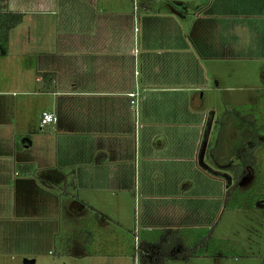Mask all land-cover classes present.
Wrapping results in <instances>:
<instances>
[{
	"label": "crops",
	"instance_id": "0c3cea01",
	"mask_svg": "<svg viewBox=\"0 0 264 264\" xmlns=\"http://www.w3.org/2000/svg\"><path fill=\"white\" fill-rule=\"evenodd\" d=\"M7 8L24 14L7 44L0 43L5 67L0 79V198L8 203L0 209L9 212L8 222L41 230L40 238L54 246L65 235V202L70 207L82 192L81 208L67 211L74 217L72 229L86 242L90 229L105 227L101 219L119 223L108 212L96 215L98 202L89 193L107 197V192L133 191L142 203V237L156 238L166 228L218 226L216 216L226 206L224 183L215 194H205L207 210L200 223L183 221L194 211L183 213L181 203L175 205V187L156 196L144 185L137 165L144 129L139 119L154 114L156 102L181 113V126L185 120L198 130L191 158H180L188 163L184 171L220 182L222 176L211 169L222 170L205 161L208 140L199 144L214 119L203 104L208 91L237 89L251 95L247 71L264 61V0H8ZM221 62L238 70L240 81L233 74L236 82L223 87L229 73L217 68ZM242 77L247 84H241ZM194 91L199 94L187 95ZM256 96L252 93L251 101ZM227 101L233 104L234 96ZM32 107L36 115L28 122ZM44 111L55 113L56 122L42 127ZM80 145L86 153L78 154ZM235 191L234 197L245 190ZM159 198L171 202L161 208L158 223L157 203L148 208L146 201ZM237 201L239 209L264 206Z\"/></svg>",
	"mask_w": 264,
	"mask_h": 264
},
{
	"label": "rangeland",
	"instance_id": "374dc122",
	"mask_svg": "<svg viewBox=\"0 0 264 264\" xmlns=\"http://www.w3.org/2000/svg\"><path fill=\"white\" fill-rule=\"evenodd\" d=\"M1 62L0 79L2 78L3 72H5L4 63ZM204 64H206L205 61ZM217 68L222 70V73H229V76L221 81L223 87L225 84H234L236 80H239V72L233 69L232 65L221 62L217 65ZM247 69L249 68H246V71ZM247 72L251 74V80L250 85L245 86L250 89L249 92L251 95L246 91H237V89L234 91H221L217 92V94L216 92H206V94H210L205 96L207 99L204 101L203 111L207 112L208 110L210 116L211 114L214 115V119L210 120L212 126H206L204 132L200 135V145H203L206 140L212 145H218L217 139L220 137H223L222 139L224 141L230 138L231 142V126L226 123L229 122L226 118L228 112L233 107L244 109L249 106L248 109L256 110L257 117L260 118V121L261 119L264 121V61L253 63ZM233 74L236 80L233 79ZM211 82L213 85L215 84L213 77ZM243 83L247 84L246 80L242 77L241 84L244 85ZM191 93L193 96L199 94V92L194 91L187 92V95ZM252 93L257 95L256 101H251ZM160 94L163 95V93ZM173 95L182 97L183 93L175 92ZM233 96L235 101L230 105L227 100L232 101ZM259 97L261 100H258ZM239 100L241 101L238 103ZM163 108V104L156 102L154 107L156 110L155 113L142 118V121L139 119V123L141 122L143 124L144 129L142 130V145L139 148L137 162L138 173L141 176L144 174V177H142L144 179V185H150L151 188L149 190L156 193V196H165V192H169L171 189L173 191L175 187L177 189L174 191L175 196H178L175 205L177 202L181 203L177 204V206L180 210L182 208L183 213L194 211L193 216L187 215L183 221L200 223L203 220L202 216L204 212L207 210L205 206L207 202L204 197L205 194L209 196L213 193L215 194L217 188L221 187V182L225 184L226 188L227 180L224 177H220V182H215L211 177L209 179L200 177L198 172L192 171L191 169L186 172L184 171V167L188 163L183 162L180 158L186 160L187 158H191V145L196 144L198 130L185 125V120H183L184 124L181 126V119L179 118L181 113L173 114L172 109ZM30 110L31 113L28 115V122L33 121L32 118L36 115V110L33 107ZM174 115L177 118L176 120L180 121H174ZM229 116L231 121L232 119L235 120V116ZM262 126L264 127V125ZM207 130H211L209 132L210 136L207 134ZM138 131L140 132L139 127ZM150 132L154 134L153 141L148 139ZM207 136L210 138L207 139ZM153 144L156 146L155 150L151 147ZM168 145L171 146L165 150V148H168ZM172 145L176 146L173 147ZM177 145H186L187 147H178ZM204 145L207 144L205 143ZM84 151L80 145L78 154H84ZM205 161L208 164L211 162L215 163L212 158L206 156ZM155 165L156 171L154 168ZM216 168L224 172L228 171L230 174L232 173L229 167L216 165ZM18 170L21 171L20 169ZM254 174L255 168L251 167L248 176L238 184V189L242 191L249 189L254 184ZM146 177L149 179V182H146ZM226 191L227 188L223 196L224 204ZM89 194H95V196L93 195L94 197L92 196V199L98 202L96 204L98 209H95L96 215L100 211L104 213L108 212L110 217L115 221H119V223H116L101 219L104 222L103 226L105 225L103 227L104 236H107L106 239H103L105 241L102 242L104 246L100 247L97 245L101 242L99 240H96L90 246H86L82 236H80L81 233L72 229V226L75 224L73 221L74 217L68 216L67 209L72 210L74 206L79 209L81 206H79L80 201L83 199L81 198V192V197H76L71 200V209L67 206V201L65 202V216L63 217L62 227V232L65 235L60 238L61 240L55 241L54 246L47 245L44 242L45 240L43 239V241L40 238L41 230L39 229L30 231L23 227H13L8 222L7 216H9V212L0 209V264H25L26 259L35 260V264H135V262L140 264L138 258L130 257L129 254L122 256L119 254V251L124 248L122 243L125 244L126 252L131 251L129 247L130 238H135V234L136 238L137 235L139 237V235L142 236L141 234H144L141 226L142 223L139 220L142 205L141 199L136 200L133 191L126 194L112 192L110 196L107 192V197H105V192H91ZM86 195L89 198L91 196ZM170 202L169 200H163L161 198L156 201H146L148 208H153L157 203L156 208L158 207L159 209V215L158 217L156 216V222H162L163 216L160 214L162 212L161 208L166 205L169 206ZM6 203L7 201L5 199L0 198V206L3 204L6 205ZM212 203L210 202L211 209ZM136 215L138 218H136ZM70 217L72 218L71 221ZM216 217L219 223L215 228L209 227L207 229L199 225V227L195 228L190 227L189 230H182L185 243L191 247H196V249L188 260L186 256H171L167 259L166 264H261L264 261V206L256 205L251 208L239 209L234 204H226ZM136 226L138 227L137 230ZM69 237L75 238L70 244L68 243ZM66 250L68 251L64 252ZM85 253L86 255L79 257V254ZM136 254L138 256L139 250H137Z\"/></svg>",
	"mask_w": 264,
	"mask_h": 264
},
{
	"label": "trees",
	"instance_id": "16d2710c",
	"mask_svg": "<svg viewBox=\"0 0 264 264\" xmlns=\"http://www.w3.org/2000/svg\"><path fill=\"white\" fill-rule=\"evenodd\" d=\"M7 1L0 0V43L2 44H7L10 30L21 23L24 17L22 12L9 10ZM258 100L261 98L259 97ZM248 108L249 106L244 109L233 107L228 112L226 119L229 122L226 123L231 126V142L233 143L230 142V138L224 141L223 137H218V145L208 143L205 149L206 157L212 158L216 165L229 167L232 171L230 174L228 171H217L210 168L214 174L227 180L225 202L228 205L234 204L236 208L241 205L237 199L244 200L246 205H253L256 201H260L261 204L264 202V127L262 126L264 121L262 119L260 121V118L257 117L256 110ZM229 115L235 116V120L231 121ZM251 166L255 168L254 184L249 189L237 193V199H235L236 187L248 176ZM88 233L86 246L92 245L96 240L101 241L97 244L98 246H104L102 242L107 236H104L103 230L90 229ZM136 239V234L135 238H130L131 251L129 252H126L125 244L122 243L124 248L119 251V254H129L133 258H138L140 264H166L167 259L171 256H186L188 260L196 249V247L185 243L184 234L179 228L160 230L157 232L156 238L141 236ZM137 250H139L138 256ZM261 264H264V261Z\"/></svg>",
	"mask_w": 264,
	"mask_h": 264
},
{
	"label": "built area",
	"instance_id": "2783aa9c",
	"mask_svg": "<svg viewBox=\"0 0 264 264\" xmlns=\"http://www.w3.org/2000/svg\"><path fill=\"white\" fill-rule=\"evenodd\" d=\"M135 93H132V95H134ZM57 120V117L55 115V113L51 112V111H44L42 113V117H41V126L42 127H46L49 126L53 123H55Z\"/></svg>",
	"mask_w": 264,
	"mask_h": 264
},
{
	"label": "water",
	"instance_id": "95a60500",
	"mask_svg": "<svg viewBox=\"0 0 264 264\" xmlns=\"http://www.w3.org/2000/svg\"><path fill=\"white\" fill-rule=\"evenodd\" d=\"M25 264H35V260L33 259H26Z\"/></svg>",
	"mask_w": 264,
	"mask_h": 264
}]
</instances>
